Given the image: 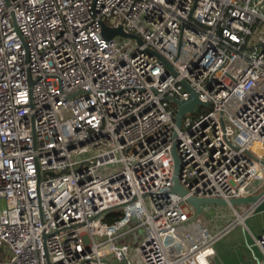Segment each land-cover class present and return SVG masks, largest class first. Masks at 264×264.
<instances>
[{
	"label": "built area",
	"instance_id": "2783aa9c",
	"mask_svg": "<svg viewBox=\"0 0 264 264\" xmlns=\"http://www.w3.org/2000/svg\"><path fill=\"white\" fill-rule=\"evenodd\" d=\"M261 151L264 0H0V264H212Z\"/></svg>",
	"mask_w": 264,
	"mask_h": 264
},
{
	"label": "crops",
	"instance_id": "0c3cea01",
	"mask_svg": "<svg viewBox=\"0 0 264 264\" xmlns=\"http://www.w3.org/2000/svg\"><path fill=\"white\" fill-rule=\"evenodd\" d=\"M264 192V190H263ZM250 212L243 226L232 229L216 245L212 264H262L263 256L254 238L264 234V199L255 206H246L242 215Z\"/></svg>",
	"mask_w": 264,
	"mask_h": 264
},
{
	"label": "water",
	"instance_id": "95a60500",
	"mask_svg": "<svg viewBox=\"0 0 264 264\" xmlns=\"http://www.w3.org/2000/svg\"><path fill=\"white\" fill-rule=\"evenodd\" d=\"M103 35L106 39H112L116 36L135 38L139 41L140 44L142 43L141 40L137 36L127 35L122 31V29H109L107 26H104ZM185 85L190 90L188 85L187 84ZM172 101L178 107V112L176 116V124L180 128L182 125V118L186 114L191 112L194 109L195 105L198 103V96L197 94L192 93L188 101H179L176 99H172ZM173 154H174L175 161H176V172H175L176 176L174 178V192L182 196H185L187 195V190L184 189L180 185L178 177H177L179 173V169H180V161L175 152V149L173 150ZM263 165H264V162H263ZM263 199H264V192H262L261 194L255 195V196L248 197V198L233 199L229 203L223 199H199V198H194V197L188 198L187 201L191 206H193L196 209L198 214H201L204 206H210V205H216L219 207L255 206L259 204Z\"/></svg>",
	"mask_w": 264,
	"mask_h": 264
},
{
	"label": "rangeland",
	"instance_id": "374dc122",
	"mask_svg": "<svg viewBox=\"0 0 264 264\" xmlns=\"http://www.w3.org/2000/svg\"><path fill=\"white\" fill-rule=\"evenodd\" d=\"M124 42H127V40H123ZM260 151V149H259ZM261 153L264 155V151H261ZM264 190V188H263ZM246 206H237L236 210L238 211V214L242 217V211H244ZM200 218L212 228L215 235H221L225 230H227L232 223L239 222L240 218H238V215L234 213L232 208L230 207H219V206H211L210 212L204 211ZM238 225L243 226V223H238ZM228 233L223 234L221 237L224 238ZM144 237V232L142 229H139L136 233L133 234V238L129 241L130 245H137L138 241ZM5 252L4 249H0V254Z\"/></svg>",
	"mask_w": 264,
	"mask_h": 264
},
{
	"label": "bare ground",
	"instance_id": "6f19581e",
	"mask_svg": "<svg viewBox=\"0 0 264 264\" xmlns=\"http://www.w3.org/2000/svg\"><path fill=\"white\" fill-rule=\"evenodd\" d=\"M240 221L241 222H245V220L240 216Z\"/></svg>",
	"mask_w": 264,
	"mask_h": 264
}]
</instances>
